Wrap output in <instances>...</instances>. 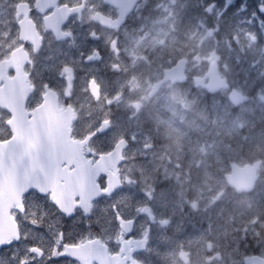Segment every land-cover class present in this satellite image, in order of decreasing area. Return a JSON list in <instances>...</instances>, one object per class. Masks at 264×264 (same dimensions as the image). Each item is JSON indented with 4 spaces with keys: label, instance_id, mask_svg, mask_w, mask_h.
Here are the masks:
<instances>
[{
    "label": "snow or ice",
    "instance_id": "obj_1",
    "mask_svg": "<svg viewBox=\"0 0 264 264\" xmlns=\"http://www.w3.org/2000/svg\"><path fill=\"white\" fill-rule=\"evenodd\" d=\"M232 3L233 0H226L224 8L220 12V18L232 6ZM254 4L255 7L252 9L248 22L251 23L252 19H255L256 23L264 28V0H254ZM115 7L122 9L123 23L126 24L127 13L131 10L127 6V0H117ZM214 7V4L210 5L204 11L211 14L210 9ZM248 9V4L241 3L237 9V14L248 12ZM72 10L69 7V11ZM64 35H71V33L67 32ZM90 38L99 39V36L93 32L90 34ZM86 59L91 60L92 56L89 55ZM64 70L71 71V69ZM44 87L47 88L49 85L45 83ZM40 95V103L42 104L44 93L41 92ZM39 107L40 104H37L35 108L29 111L35 112ZM8 128L7 139L11 140L14 133L11 132L10 125ZM30 160L29 174L31 180L21 187L19 205L9 210L16 222L17 231L11 238L0 240V264H79V258L71 250L81 247L84 237L78 235L74 227L66 225L68 223L73 226L84 224L85 228L92 229L93 221L90 217L95 215L94 205L80 200H76L73 207H64L58 203L53 190L48 188L47 182L49 177L59 178V174L64 169V161L55 153L50 143L42 140L36 150L31 153ZM104 183L102 194L112 196L115 189L110 192L106 186V180ZM112 208L115 222L119 224L124 219L119 211V201L114 202ZM138 211L143 214L148 209L141 207ZM129 221L134 225L136 217H129ZM95 222L99 224L100 219L97 217ZM111 223V220L108 221L109 225ZM125 231L129 233L130 240L135 239L131 236L132 228H127ZM91 239L92 237L89 235V240ZM95 239L100 240L102 238L96 237ZM121 251L123 250L121 249ZM133 264H137V261L133 260Z\"/></svg>",
    "mask_w": 264,
    "mask_h": 264
},
{
    "label": "rangeland",
    "instance_id": "obj_2",
    "mask_svg": "<svg viewBox=\"0 0 264 264\" xmlns=\"http://www.w3.org/2000/svg\"><path fill=\"white\" fill-rule=\"evenodd\" d=\"M158 29H159V31H160L159 33L161 34V33H162L161 28L159 27ZM124 84H125V82H124ZM256 89L259 90V91H261L260 88H259V85L256 86ZM262 97H264V91H261V92H260V94H259V98H258V99H260V98H262ZM223 156H224L223 158H225V155H223ZM215 161H216V166H217V168L222 167V166L225 164V161H224V160H219V159H217V160H215ZM192 209H193V210H196L197 207H196L195 205H193V206H192Z\"/></svg>",
    "mask_w": 264,
    "mask_h": 264
},
{
    "label": "flooded vegetation",
    "instance_id": "obj_3",
    "mask_svg": "<svg viewBox=\"0 0 264 264\" xmlns=\"http://www.w3.org/2000/svg\"><path fill=\"white\" fill-rule=\"evenodd\" d=\"M220 246L222 247V244H220Z\"/></svg>",
    "mask_w": 264,
    "mask_h": 264
},
{
    "label": "bare ground",
    "instance_id": "obj_4",
    "mask_svg": "<svg viewBox=\"0 0 264 264\" xmlns=\"http://www.w3.org/2000/svg\"><path fill=\"white\" fill-rule=\"evenodd\" d=\"M121 113H123V112H121Z\"/></svg>",
    "mask_w": 264,
    "mask_h": 264
}]
</instances>
